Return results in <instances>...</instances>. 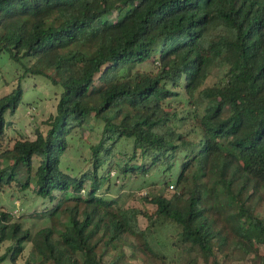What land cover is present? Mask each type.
<instances>
[{
	"label": "trees",
	"instance_id": "1",
	"mask_svg": "<svg viewBox=\"0 0 264 264\" xmlns=\"http://www.w3.org/2000/svg\"><path fill=\"white\" fill-rule=\"evenodd\" d=\"M2 53L24 72L0 97V190L42 198L29 217L49 224L32 233L0 208V241L11 242L0 263L31 240L39 264H120L128 236L164 257L150 240L173 225L213 264L238 250L264 264L254 248L264 244V0H0ZM28 73L62 87L57 110L46 132L5 147ZM92 112L97 140L83 166L66 164ZM151 173L163 176L144 196L151 213L111 190L114 179Z\"/></svg>",
	"mask_w": 264,
	"mask_h": 264
},
{
	"label": "rangeland",
	"instance_id": "2",
	"mask_svg": "<svg viewBox=\"0 0 264 264\" xmlns=\"http://www.w3.org/2000/svg\"><path fill=\"white\" fill-rule=\"evenodd\" d=\"M117 12L112 14L116 17ZM89 50L87 46L77 45L75 48ZM150 68V65L147 66ZM24 72L21 64L11 60L7 53L0 55V97L10 92L15 88L19 81V76ZM214 75L209 79L212 82ZM24 87V96L21 105L14 114H7L8 122L6 127V139L3 146L12 145L15 139L18 138H36L37 129L40 128L46 132L49 125L45 120L53 113H56L57 103L60 97L62 87L55 85L44 75H36L28 73L22 80ZM89 125H85L80 130V136L73 139V147L65 155V162L69 165L81 167L84 165L83 155H88L89 142L96 141L98 131L92 129L91 126L95 123L94 113L89 116ZM192 137H199L198 133H192ZM118 161V158L115 159ZM37 162V160H36ZM115 175V174H114ZM113 175V176H114ZM112 184V191L121 200H124L126 206H136L148 212H153L156 209V204L146 199L144 196L148 192H154V186L159 187L163 183L162 175L148 176H128L120 177ZM175 174L170 178V188L168 194L174 190ZM33 187V186H32ZM159 190V189H158ZM11 192L14 194L11 195ZM262 195L264 191L260 192ZM18 195H21L19 198ZM42 198L37 197L31 191L23 193L14 186L11 189L6 188L0 190V208L10 211L15 220L22 221L25 227H30L32 233H35L39 228L48 225L49 222L38 217H29L31 211L42 209L46 204H42ZM218 198H212L209 202V207L214 209L218 204ZM210 208L208 212L213 210ZM259 212L264 213V198L260 201ZM148 225L146 215L139 214L138 226L145 228ZM178 229L173 225L159 227L153 232V238L150 242L155 247L154 249L165 255L164 257L155 256L151 253H145L137 246L141 242V238L128 236L125 243L118 250L124 252L123 261L120 264H213V256L202 253L197 247L189 248V244H183L179 240L177 234ZM235 233L231 234L234 237ZM173 242V243H172ZM11 244L9 240L0 241V255H3L8 246ZM166 244V245H165ZM232 242L228 249L231 250ZM255 250L264 253V244L254 242ZM117 250V251H118ZM116 252L110 251L104 255V259L108 262ZM161 255V256H162ZM41 255L34 248L31 240L27 241L24 250L19 255L16 261L5 260L0 264H39ZM231 264H251V254L243 251L233 253Z\"/></svg>",
	"mask_w": 264,
	"mask_h": 264
}]
</instances>
